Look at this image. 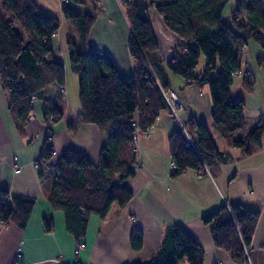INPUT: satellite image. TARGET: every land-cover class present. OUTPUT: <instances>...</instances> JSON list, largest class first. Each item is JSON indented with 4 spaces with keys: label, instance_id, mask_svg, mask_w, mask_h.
<instances>
[{
    "label": "trees",
    "instance_id": "trees-1",
    "mask_svg": "<svg viewBox=\"0 0 264 264\" xmlns=\"http://www.w3.org/2000/svg\"><path fill=\"white\" fill-rule=\"evenodd\" d=\"M118 1L130 28L127 45L134 60L130 76H121L106 54L90 46L88 34L94 16L79 14L68 4L62 6L64 16L78 32L76 40H68V59L78 78L80 111L69 123L93 124L105 141L96 162L69 149L52 163L54 150L48 134L51 125L63 118L66 107L62 90L65 69L52 58L51 40L58 31V21L40 10L34 0H0V84L7 95L8 110L23 135L33 112L32 103L39 100L46 134L36 161L37 172L40 178L51 176L47 200L53 210L64 214L65 229L76 241L84 237L90 216L104 219L112 204L122 207L130 201L132 192L125 181L134 175L131 164L137 162L134 131L137 129L139 135L149 131L160 113L169 111L164 96L168 85L159 71L162 57L148 17L149 8L155 9L163 25L180 40L166 61L168 71L180 76L185 86L208 87L212 127L225 143L242 156H251L260 149L264 131L261 120L255 123L244 115L242 100L229 97L232 77L240 69L242 48L250 40L264 48L263 0ZM232 2L230 20L225 21L224 9ZM234 13L244 20L235 23ZM201 54L204 66L197 71ZM182 123L194 146L184 147L179 131L169 136V153L176 167L172 177L188 169L212 172L218 164L232 161L228 153L217 149L201 122L190 116ZM34 204L33 197L0 190V222L24 228ZM257 216L240 203H224L204 215L201 222L210 227L217 248L232 261L243 263L248 260L245 251L251 245ZM45 226L50 229L47 221ZM129 245L134 251L142 248L139 228L132 229ZM204 257L202 247L181 225L170 224L164 228L155 254L134 264H179L183 260L204 264Z\"/></svg>",
    "mask_w": 264,
    "mask_h": 264
},
{
    "label": "crops",
    "instance_id": "crops-1",
    "mask_svg": "<svg viewBox=\"0 0 264 264\" xmlns=\"http://www.w3.org/2000/svg\"><path fill=\"white\" fill-rule=\"evenodd\" d=\"M34 2L58 21V31L51 40L52 58L64 66L67 82L68 71H71L68 40H76L77 27L64 16L61 0ZM230 5L229 15L233 2ZM68 6L79 14L94 16L88 34L90 46L106 54L121 76L132 75L134 60L127 45L130 28L119 1L70 0ZM229 15L226 21L230 20ZM148 17L162 57L161 78L168 90L176 94L177 117L186 121L193 116L201 122L217 149L228 153L232 161L218 164L212 172L188 169L172 177L168 138L178 131V119L170 111L161 112L149 129V136H139L136 161L141 163V168L125 181L132 198L122 207L112 204L104 219L90 216L84 237L76 241L65 229L64 214L53 210L47 200L51 176L40 178L35 168L46 134L42 116L37 118L33 111L34 118L26 124L23 135L20 134L0 84V190L35 198L24 228L0 222V264H73L75 261L134 264L155 254L164 228L170 224L181 225L202 247L204 264H264V131L261 147L255 154L242 156L238 149L230 148L212 127L208 87L185 86L184 80L166 67L172 48L179 45L180 40L163 25L154 8L148 9ZM223 18L226 19L224 15ZM245 50L241 55L243 64L232 77L229 97L243 101L244 115L248 119L255 123L261 120L264 124V48L250 40ZM79 111H71L66 99L63 118L51 125L52 163L69 149L81 152L92 162L97 161L105 137L93 124L69 123ZM224 203H240L258 215L246 262H234L225 251L217 248L210 227L201 222L204 215L215 212ZM45 221L49 230L45 229ZM133 228L143 233V245L138 251L129 245ZM79 243L83 246L75 254ZM179 264L188 263L183 260Z\"/></svg>",
    "mask_w": 264,
    "mask_h": 264
},
{
    "label": "built area",
    "instance_id": "built-area-1",
    "mask_svg": "<svg viewBox=\"0 0 264 264\" xmlns=\"http://www.w3.org/2000/svg\"><path fill=\"white\" fill-rule=\"evenodd\" d=\"M70 0H61L62 2V5H67L69 3ZM233 16V19L235 21V23L239 24L241 22V20H243L242 17L238 16L237 14H232ZM246 50H245V47L242 48L241 50V55L245 54ZM62 90L64 91V87H62ZM165 99L167 101V104L169 106V110L173 112L174 115H176V107L178 105V102H177V99H176V94L174 91L172 90H167L166 91V95H165ZM263 106H264V103H263ZM177 117V115H176ZM34 118V113H30L29 117H28V120H31ZM178 119V131H179V134L180 136L182 137V140H183V146L184 147H193L194 146V143H193V138L190 136V134L187 132L186 128L184 127L183 123L181 120H179V118L177 117ZM51 119L49 118V126L51 124ZM144 136L148 137L149 136V131H145L144 133H142ZM139 133H138V130L135 129L134 131V135H133V141H134V146H133V152L134 153H137L138 151V141H139ZM48 138H51V134H48ZM50 147L52 148V145H50ZM170 167L172 170H174L176 167H175V164L171 161L170 162ZM35 168L36 170L38 169V164L35 163ZM131 168L135 171V170H139L141 168V163L140 162H134L131 164ZM207 170V169H206ZM15 171H19V168H15ZM83 245L82 244H78L77 245V248H76V252L75 254H77L78 250L82 247ZM250 249V247H249ZM248 249V250H249ZM248 250L245 251V255H246V258H248Z\"/></svg>",
    "mask_w": 264,
    "mask_h": 264
},
{
    "label": "rangeland",
    "instance_id": "rangeland-1",
    "mask_svg": "<svg viewBox=\"0 0 264 264\" xmlns=\"http://www.w3.org/2000/svg\"><path fill=\"white\" fill-rule=\"evenodd\" d=\"M263 2H264V0H263ZM230 8H231V5H227L225 10H224V14L223 15L226 18V19H224L225 21L227 20V17L229 15ZM226 12H228L227 15H226ZM229 17H230V15H229ZM240 64L241 65L243 64V57H241V59H240ZM203 66H204V56L201 54V56L199 58V61H198V65H197L196 70L197 71L200 70L201 68H203ZM219 68H220V66L218 64L217 65V70ZM166 91L164 92V96L166 95ZM64 95H65V97L67 99L68 105L71 107V111H74V109H77V110L80 109V103H79V99H78V78H77V75L75 73H73L72 71H68L67 82L65 81V86H64ZM32 107H33V111L35 112V115H37V118L38 117L41 118L42 115H41V112H40V102H39V100H34ZM177 109H178V105H177V107L175 109L176 112H177ZM170 113L173 114L172 111H170ZM249 251H250V249L248 250V252Z\"/></svg>",
    "mask_w": 264,
    "mask_h": 264
},
{
    "label": "water",
    "instance_id": "water-1",
    "mask_svg": "<svg viewBox=\"0 0 264 264\" xmlns=\"http://www.w3.org/2000/svg\"><path fill=\"white\" fill-rule=\"evenodd\" d=\"M256 122H258V120Z\"/></svg>",
    "mask_w": 264,
    "mask_h": 264
}]
</instances>
